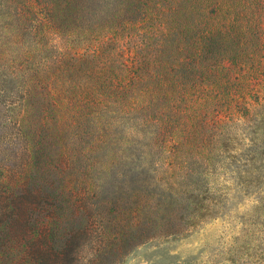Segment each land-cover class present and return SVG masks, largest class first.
Returning <instances> with one entry per match:
<instances>
[{"label":"trees","instance_id":"1","mask_svg":"<svg viewBox=\"0 0 264 264\" xmlns=\"http://www.w3.org/2000/svg\"><path fill=\"white\" fill-rule=\"evenodd\" d=\"M263 67L264 0H0V264L194 225L264 154Z\"/></svg>","mask_w":264,"mask_h":264},{"label":"rangeland","instance_id":"2","mask_svg":"<svg viewBox=\"0 0 264 264\" xmlns=\"http://www.w3.org/2000/svg\"><path fill=\"white\" fill-rule=\"evenodd\" d=\"M262 81L264 96V76ZM242 163L247 164L241 168L242 172L233 171L232 179L217 186L218 192L213 191L214 196H209L208 201L214 205L194 225L183 224L174 236L158 231L130 248L118 264L257 262L264 254V154L258 152L253 161ZM192 200L194 197L190 199L186 195L180 199L187 214L194 213Z\"/></svg>","mask_w":264,"mask_h":264}]
</instances>
